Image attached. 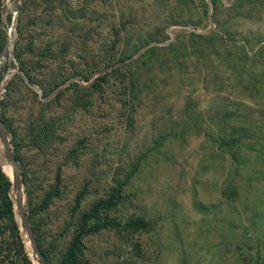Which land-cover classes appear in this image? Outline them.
Returning <instances> with one entry per match:
<instances>
[{
  "label": "rangeland",
  "instance_id": "374dc122",
  "mask_svg": "<svg viewBox=\"0 0 264 264\" xmlns=\"http://www.w3.org/2000/svg\"><path fill=\"white\" fill-rule=\"evenodd\" d=\"M18 2L0 115L52 264L68 254L81 212L114 191L122 202L103 218L121 225L86 235L75 264H264V0ZM13 10L0 0V44ZM214 32L225 40L211 44L206 60L161 52L155 73L133 68L134 95L122 74L90 92L124 52L139 49L135 60L151 46ZM150 38L163 42L144 47ZM55 75L67 81L52 92ZM2 169L12 182V167ZM7 197L15 203L13 185ZM5 214L0 200L2 258L25 264ZM138 218L152 230L125 227Z\"/></svg>",
  "mask_w": 264,
  "mask_h": 264
},
{
  "label": "trees",
  "instance_id": "16d2710c",
  "mask_svg": "<svg viewBox=\"0 0 264 264\" xmlns=\"http://www.w3.org/2000/svg\"><path fill=\"white\" fill-rule=\"evenodd\" d=\"M214 37L202 35V34H197L193 33L191 35V39L189 40V43H184V39H181L180 37L176 38V41H172L170 44L165 45L163 47H158V46H151L149 47L143 54H141L137 59L132 60V58L137 55V53L140 51L139 49H135L132 54L130 53H123V57L120 58L117 61L116 66L112 67V71H107L105 74L101 75L96 81L91 85L90 87V92H101L103 90V85L102 82L108 83V79L110 76L113 74H122L120 78L123 79V83H125V92L130 90V92L134 95L136 90V82L138 81L137 76H136V71H140L142 69L148 70L151 74V71L154 72L153 68H155L154 62L160 60L159 56L161 52H166L167 55H170L171 57H175V61L180 60V56L185 55L184 57H188L187 51L191 50L193 51V55L196 56L198 59L202 58L205 59V54L206 51L211 48V44L215 40H225V38L218 33L214 32ZM7 40V37H6ZM6 42V41H5ZM0 44V52L2 48L5 45ZM152 42H163V40H155L153 38H150V40L146 41L144 44V47L151 44ZM166 42V41H165ZM182 42L184 45H182ZM180 45V47H179ZM235 47V46H234ZM181 50L183 52H181ZM246 55H244V58H249L247 56V52H245ZM201 59V60H202ZM206 60V59H205ZM204 60V61H205ZM163 63V62H162ZM161 63V64H162ZM22 64V69L25 70V72L29 75L31 80L33 82H37L34 80L29 72L26 70V65L24 62ZM133 68L136 69V71L133 70ZM4 70V68H3ZM126 71L127 75L124 73ZM155 73V72H154ZM139 74V73H138ZM137 74V75H138ZM127 76V77H126ZM55 79V86H53L50 91H55L58 89L61 85V83L67 81V79H64L62 82L58 81L60 79V76L55 75L53 77ZM130 78L129 83L126 84L127 79ZM254 82V81H253ZM45 89H47L45 87ZM63 92L57 95V98L62 95ZM45 94L48 95L49 92L45 90ZM2 117V116H1ZM234 118V117H232ZM3 121L5 123L6 120L2 117ZM9 128V126H8ZM224 145L228 146H233V145H238L240 144L239 139L231 138L229 140L223 138L222 139ZM16 158L20 161V156L14 152ZM21 162V161H20ZM139 168V163H135L133 165V172H136ZM10 178L12 176H9ZM3 171L2 167H0V200L3 202V209L6 211V216L10 220L12 224V234L16 238V242L20 248V254L23 255L24 257V263L25 264H32V261L30 260L29 256L27 253H25V244L23 243V238L21 235V230H20V225L16 221V216H15V203L13 202L12 199H9L7 197V192L11 190L12 188V182L10 181L9 178ZM24 178V177H23ZM124 185H122L123 188ZM85 193H82L78 198H77V204L78 206L81 205V201L84 198ZM32 202V200H31ZM120 202H122V195L121 191H114L110 195H107L105 197H101L94 201V203L85 211L81 212V217H80V232L75 235L73 242L68 249V254L64 257L62 264H75L76 259L80 252L82 251V246H83V238L86 235L89 234H97L100 230L107 228L108 226H113V227H118L121 225L119 222H115L113 219H104L103 215L108 214L110 211L113 210V208L117 207L120 205ZM29 214V213H28ZM29 219L31 222V225L34 229L35 235L37 237L40 249L42 253L45 256L47 264H52L49 254L44 249L43 243L41 241V238L38 234V227L35 225V222L33 220V217L31 214H29ZM126 228L133 229L135 231H150L152 230V225L150 222L146 221L145 219L138 218V219H132L127 222L125 225ZM1 231V229H0ZM1 237V236H0ZM1 243V242H0ZM1 247V245H0ZM7 250V247H2L0 249V264H8L7 259L2 258V254Z\"/></svg>",
  "mask_w": 264,
  "mask_h": 264
},
{
  "label": "water",
  "instance_id": "95a60500",
  "mask_svg": "<svg viewBox=\"0 0 264 264\" xmlns=\"http://www.w3.org/2000/svg\"><path fill=\"white\" fill-rule=\"evenodd\" d=\"M12 2L14 5L12 20L7 32V40L0 52V100L3 92V84H2L3 68L14 46L15 31H16V27L18 23V15H19L18 0H12ZM9 135H10V130L0 115V144L1 146H3L2 147L3 151L2 154L0 155L2 158V160H0V167H4V165H10L14 168L12 185H13V191L16 194L15 205L17 209H15V211L18 218L20 219L21 229L23 233H26L27 236L29 237L33 252L38 257L39 264H47L45 256L40 249L37 237L35 235L34 229L29 219V215L25 207V197H24V189H23L24 179L22 174V166L20 161L16 158L14 154Z\"/></svg>",
  "mask_w": 264,
  "mask_h": 264
},
{
  "label": "bare ground",
  "instance_id": "6f19581e",
  "mask_svg": "<svg viewBox=\"0 0 264 264\" xmlns=\"http://www.w3.org/2000/svg\"><path fill=\"white\" fill-rule=\"evenodd\" d=\"M0 160H2V158L0 159ZM7 166H10V165H7ZM12 167V166H11ZM12 169H13V175H14V168L12 167ZM15 199H16V194H15ZM29 238V237H28ZM32 246V245H31ZM37 257V256H36ZM37 259H38V257H37Z\"/></svg>",
  "mask_w": 264,
  "mask_h": 264
}]
</instances>
